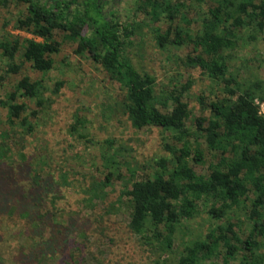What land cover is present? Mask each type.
<instances>
[{
	"label": "trees",
	"instance_id": "obj_1",
	"mask_svg": "<svg viewBox=\"0 0 264 264\" xmlns=\"http://www.w3.org/2000/svg\"><path fill=\"white\" fill-rule=\"evenodd\" d=\"M121 1L0 0L1 8H20L13 27L31 37L0 42L5 74L18 72L12 63L18 51L31 69L48 72L52 68L50 56L60 48L53 33H63L76 43V54H87L118 85L122 92L118 106L132 128L155 127L170 134L172 143L163 146L168 159L155 161L149 176L119 195L127 199L129 233L161 252L152 264H206L217 258L223 264H264V120L254 104L256 98L264 101V86L236 82L229 74L225 53L235 46V32L264 31V0H211L214 6L207 10V19L197 33L169 25L164 35L157 36L159 47L165 44V37L174 47L191 46L193 55L185 57V64L198 68L217 88L212 100L204 105L208 116L193 118V132L185 125L191 118L183 101L189 83L156 99L154 79L136 69L126 54L138 30L133 17L136 13L148 15L152 21L163 16L171 24L184 5L180 0H135L134 10L129 12L132 15L125 14L122 19L117 9ZM42 89L40 82L22 77L0 100V107L6 111V125L17 130L21 140L39 128L38 119H28L35 117L36 111L27 112L21 101H34L36 107H41ZM87 125L86 119H72L66 134L84 145L98 147L102 179H91L88 188L84 181L55 180L50 172L39 174L33 168L32 154L19 153L17 160H11L17 152L13 154L6 146V133L0 136V236H9L18 225H25L28 236L37 240L26 254L18 252L19 261L29 257L38 261L42 252L50 258L57 256L60 264H77L72 259L62 260L66 258L65 250L72 247L68 225L76 218L66 215V225L58 220L64 212H71L67 203L61 209L64 190L78 188L83 197L76 205L87 206L93 212V200L101 201L113 179L118 178L113 172L115 156L110 152L113 140L90 139ZM206 156L214 161L208 163L206 175H198L192 165L203 164ZM200 211L212 220L225 219L224 224L214 225L202 236L193 235L182 244L172 263L165 261L176 230ZM237 213L249 221L243 240L233 231L238 225L230 222ZM104 218L103 222L108 223L111 216ZM106 226L101 229L103 237H114L116 230L110 221ZM45 232L47 238H43ZM57 244L62 247L57 249Z\"/></svg>",
	"mask_w": 264,
	"mask_h": 264
},
{
	"label": "rangeland",
	"instance_id": "obj_2",
	"mask_svg": "<svg viewBox=\"0 0 264 264\" xmlns=\"http://www.w3.org/2000/svg\"><path fill=\"white\" fill-rule=\"evenodd\" d=\"M134 1L122 0L118 4L117 9L122 19L125 14L134 10ZM180 1L184 9L180 10L179 17L175 16L171 24L163 16L157 21H152L150 16L136 13L133 17L138 30L131 38V45L126 49V54L136 69L152 76L156 99H161L170 90H177L185 82L189 83L183 101L191 118L185 125L189 132H193V118L208 116L204 105L212 100L217 88L198 68L185 64V57L193 55L191 46L174 47L165 37V44L159 47L157 36L164 35L169 25L188 29L191 34L197 33L201 22L207 19V10L212 8L214 3L211 0ZM19 9L13 5L0 7V42L13 38L19 41L31 38L29 34L13 27ZM129 15H132V12ZM235 36L233 50L225 52L229 57V74L242 86L255 83H262L264 86V31L257 33L248 29L240 30L235 32ZM53 40L60 44V48L56 54L50 56L52 68L44 74L31 69L29 63L22 59L20 51L15 54L12 62L19 68L18 72L5 74L6 61L0 57V100L13 90L15 83L22 77L31 82L38 81L43 87L39 97L41 107H36L34 101H21L27 106V112L36 111V116H30L28 119H38L36 123L39 125V128L24 140L20 139L21 135L17 130L12 131L6 125V111L0 107V136L6 133V146L13 154L17 152L10 159L17 160L19 153L28 156L32 154L33 168L39 174L41 171L50 172L55 180L66 179L67 182L81 183L84 181L85 188H88L91 179H102V172L98 168V147L84 145L81 140L77 141L75 137L71 138L66 134L72 119H86L90 139L96 142L113 140L110 152L115 156L116 168L113 172L118 178L113 179L101 201L93 200V212L87 206L84 208L82 205H76L83 197L78 188L64 190L61 209H65L67 203L71 212H64L62 217L55 215V218L59 217L58 220L63 225H66V215L71 219L76 218L68 225L69 239H73L72 247L65 250L66 258L62 260L72 259L77 264H152L161 252L143 245L138 237L129 233L126 228L127 199L119 198V195L122 191L130 189L132 184L139 183L145 176H149L155 161L160 158L168 159L169 154L163 146L172 143L170 134L155 127L132 128L118 106L122 97L118 85L112 82L87 54H76V43L65 38L63 33L54 32ZM255 100L264 102L257 98ZM213 161L206 156L203 164L192 165L193 170L198 175H206L207 165ZM104 209H108V214ZM107 215L111 216L108 223L110 221L116 230L114 237H103L101 232L102 228H108L107 221L103 222ZM237 216L230 222L238 225L233 231L243 240L248 232L249 221L244 214L237 213ZM6 217L12 219L8 215ZM224 220H212L205 212L200 211L197 217L182 223V227L174 234L172 247L164 256L165 261L172 263L180 253L183 243H187L195 234L204 235L214 225H223ZM18 226L9 232V236H0V261L3 264H60L57 256L50 258L42 252L38 261L31 257L19 261L18 252L26 254L35 246L37 240L28 236V228L25 225ZM47 237L48 233L45 232L43 238ZM110 240L115 245L114 249ZM61 244H57V249L62 247ZM206 264L223 262L221 258H217Z\"/></svg>",
	"mask_w": 264,
	"mask_h": 264
},
{
	"label": "built area",
	"instance_id": "obj_3",
	"mask_svg": "<svg viewBox=\"0 0 264 264\" xmlns=\"http://www.w3.org/2000/svg\"><path fill=\"white\" fill-rule=\"evenodd\" d=\"M254 104L257 107V114L264 120V102L254 100Z\"/></svg>",
	"mask_w": 264,
	"mask_h": 264
}]
</instances>
